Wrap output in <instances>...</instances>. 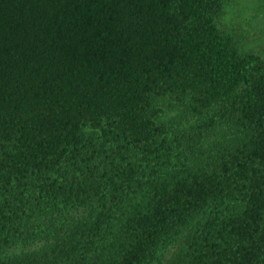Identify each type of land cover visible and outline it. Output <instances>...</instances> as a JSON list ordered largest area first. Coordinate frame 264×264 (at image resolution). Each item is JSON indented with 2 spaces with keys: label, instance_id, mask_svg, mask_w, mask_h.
Listing matches in <instances>:
<instances>
[{
  "label": "trees",
  "instance_id": "obj_1",
  "mask_svg": "<svg viewBox=\"0 0 264 264\" xmlns=\"http://www.w3.org/2000/svg\"><path fill=\"white\" fill-rule=\"evenodd\" d=\"M226 5L0 0V264H264V58Z\"/></svg>",
  "mask_w": 264,
  "mask_h": 264
},
{
  "label": "rangeland",
  "instance_id": "obj_2",
  "mask_svg": "<svg viewBox=\"0 0 264 264\" xmlns=\"http://www.w3.org/2000/svg\"><path fill=\"white\" fill-rule=\"evenodd\" d=\"M219 26L240 41L243 51H250L264 58V0H227L225 14L219 20ZM188 118L181 116L180 111L168 110L162 120L178 122L181 127L188 130L194 123L192 118L190 120ZM22 250L23 248L19 247L13 251ZM173 251L167 254L168 257Z\"/></svg>",
  "mask_w": 264,
  "mask_h": 264
}]
</instances>
